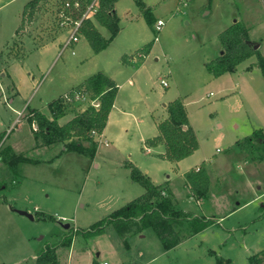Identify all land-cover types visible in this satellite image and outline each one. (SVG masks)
I'll list each match as a JSON object with an SVG mask.
<instances>
[{
  "label": "rangeland",
  "instance_id": "rangeland-1",
  "mask_svg": "<svg viewBox=\"0 0 264 264\" xmlns=\"http://www.w3.org/2000/svg\"><path fill=\"white\" fill-rule=\"evenodd\" d=\"M28 1L0 9V34L6 28L7 39L14 29L12 16L22 13ZM64 1L42 0L33 17L29 13L25 17L4 55L0 54L3 73L15 54L28 57L24 66L33 73L25 81L30 85L26 91L32 93V108L22 118L12 108L22 110L26 102L16 97L9 104L12 83L7 76L0 77V264H38V257L52 247H57L59 264H248L250 256L264 250V160L258 159L262 151L257 149L253 156L238 143L255 131H264V77L256 56L220 77L205 64L221 55L220 34L235 21L246 25L253 42L264 43V22L258 25L264 19V2L144 0L155 19L165 22L157 32L134 0H120L115 5L120 30L105 50L95 54L81 36L78 45L60 50L55 61L42 68L27 40L44 45L65 34L57 17ZM100 31L109 38L106 28ZM259 51L264 55V44ZM99 72L112 77L119 87L121 112L116 111L108 126L110 144L98 139L91 158L56 143L19 154L29 161L15 163L13 146L28 150L25 139L35 132L29 123L30 110L46 106L82 77ZM161 80L169 86L164 87ZM176 99L184 102L199 142L194 155L178 165L165 157L162 142L149 143L159 135L157 122L167 118L164 105ZM86 100L91 106L89 97ZM75 104L69 108L75 109ZM129 164L155 184L169 181L180 210L214 224L171 250L163 247L152 228L132 234L128 246L112 225L102 234L85 235L145 194L144 187L132 181ZM190 167H203L210 176V193L198 200L200 205L184 176ZM69 235L74 236L73 244L59 246Z\"/></svg>",
  "mask_w": 264,
  "mask_h": 264
},
{
  "label": "trees",
  "instance_id": "trees-1",
  "mask_svg": "<svg viewBox=\"0 0 264 264\" xmlns=\"http://www.w3.org/2000/svg\"><path fill=\"white\" fill-rule=\"evenodd\" d=\"M41 1L31 0L25 6L22 24L17 33L23 28L25 17L29 13L30 18H32ZM92 1L83 0V3H91ZM119 1L98 0V12L83 22L81 35L87 39L95 54L105 50L119 33L120 19L115 12V5ZM134 1L142 11L147 24L153 27L157 20L153 15L152 8L147 6L144 0ZM96 24L110 32L109 38L102 35ZM220 42L223 54L205 64L206 69L212 75L220 77L224 74L234 73L241 63L256 56V65L264 77V55L260 53L259 49H254L256 43L250 39L248 28L243 22L236 21L230 28L221 33ZM13 56L19 58L22 55L15 54ZM118 90V85L113 79L99 72L86 79L74 90L83 92L92 101H98L99 108L89 106L83 112L77 113L72 120L64 125H60L58 121L66 115L69 105L72 103L67 102L63 96L49 104L51 119L39 111H31L29 123H35L38 126V130L34 132L37 144L42 147H49L56 143H63L66 151L94 158L98 141L92 135V131L103 133ZM166 109L167 118L157 122L159 135L150 139L149 143L156 145L162 142L166 148L165 157L171 162L178 163L193 155L199 148V142L190 124L184 102L181 99H176L166 105ZM257 140L262 141V143L257 144ZM238 145L242 151L253 156L256 155V152L258 153L257 149L262 151L263 153L258 159L264 160L263 130L255 131L252 137L239 142ZM13 159H15V163L29 161L27 157L16 156L15 154H13ZM4 160H7V157ZM14 162L12 161L10 164ZM128 166L131 170L132 181L144 187L145 194L114 211L107 219L96 223L85 235L102 234L108 226L112 225L128 246V239L132 234H141L152 228L163 247L166 250H171L184 240L205 231L214 224V221L209 218L194 217L192 214L180 210L168 182L160 185L155 184L139 168L133 164ZM185 179L193 197L197 200H201L210 193V176L203 167L198 170H190L185 175ZM73 241L74 236L69 235L59 246L70 247ZM56 249L57 247L48 248L38 257V264H59ZM93 264H97V262L94 261ZM248 264H264V250L250 256Z\"/></svg>",
  "mask_w": 264,
  "mask_h": 264
},
{
  "label": "crops",
  "instance_id": "crops-1",
  "mask_svg": "<svg viewBox=\"0 0 264 264\" xmlns=\"http://www.w3.org/2000/svg\"><path fill=\"white\" fill-rule=\"evenodd\" d=\"M15 1H20V0H0V9L3 8V6H6L8 4H12L13 2ZM31 1V0H30ZM28 1L23 8H25V6L30 2ZM248 1V0H246ZM264 2V0H261ZM251 9V8H250ZM24 11V9H23ZM23 11L22 13L19 12L18 15L16 16H12L11 18V21L13 22L14 24V29L12 30V33H10L11 35V38L10 39H7L8 37L5 35L7 34L6 32V28L3 29V32H1L0 34V54L6 52V47L8 45H10V43L17 37V31L18 29L20 28L21 24H22V19H23ZM115 12H116V9H115ZM250 14H253V12H250ZM15 15V14H14ZM157 19H159V17H157ZM156 19V20H157ZM246 19V23L249 24V17L245 18ZM21 21V22H20ZM5 22H6V18H5ZM17 22V23H16ZM20 22V25L18 24ZM262 22H264V19L261 20L259 24H261ZM17 25H19V27H17ZM257 25V26H258ZM96 27L98 28V30L100 31L101 27L100 25L96 24ZM256 26L252 25L251 28H255ZM9 29V28H8ZM101 32V31H100ZM65 39V34L62 35L61 37H56L54 38L52 41H49L47 42L46 44L44 45H35L34 41H31V40H27V43L30 44L31 48L33 50L36 51V55H37V60L39 61L40 65L42 68H47L49 66V64H51V62L53 63L55 61V57L57 55V53L60 51V50H63L64 47H63V41ZM157 40V39H156ZM254 43L257 44V41L254 40ZM260 45L259 49L262 47V45L264 44L263 41H259L258 43ZM78 45V44H77ZM67 49V48H65ZM64 51V50H63ZM4 57V56H3ZM10 59L13 61L9 68H8V71H6L5 69V73L4 70H1V74H0V77L1 78H6L8 79V82L12 83L11 84V90L13 91V97L10 98V101L8 102L9 104H14L15 101H16V97L18 98L19 101H25L26 102V106L23 107L22 110H17L15 108H12V110L14 111V113L18 114L19 112H22V111H25L26 110H29V108H32L30 107L31 106V103H30V100H31V97H32V93L30 91H26V87L27 88H30V85H27L26 82L29 81L30 79L28 78V74H29V68H25V62L28 60V57L27 56H20L19 58H16L14 56H11ZM52 59V60H51ZM20 62H22L21 66H19ZM39 65V66H40ZM140 69H138L137 71H139ZM136 71V72H137ZM33 73H30L29 76H31ZM136 74V73H135ZM94 75V74H93ZM91 75H87V76H84L82 77L79 81H76V84L74 85V87L69 90V91H65L64 93L60 94L59 96H55V97H52L53 99H51V101H47V105L46 106H41V107H34L33 109L30 110L31 111H39L41 113H43L44 115H46L48 118H52V115L50 113V110H49V104L52 103L53 101H56L58 99H60L62 96H64L65 94L67 93H70L72 91H74L79 85H81L86 79H88L89 77H91ZM111 79H113L112 77H110ZM23 81V82H21ZM26 81V82H25ZM1 82L2 79H0V88H1ZM128 84L131 85L133 84V81L132 79H128ZM77 86V87H76ZM119 88V87H118ZM2 89V88H1ZM25 89V90H24ZM21 99V100H20ZM49 100V99H48ZM87 100L83 101V102H80V103H76L74 105V108L75 109H78L79 110V113L80 112H83L85 109H87L89 107V103H86ZM118 104H119V92H118V95L116 97V100H115V103H114V106H113V109L109 115V118H108V121H107V124H106V128L104 129L103 131V137L104 139H106L107 141H109L110 143V140L108 139V126L109 124L111 123L113 117L115 116L116 114V111L118 110ZM166 105H164L165 107ZM70 110L67 111L66 115L64 117H62V119L60 118V120L58 121V123L60 125H64L66 124L67 122H69L70 120L73 119V117L77 114V110L75 109H71L69 108ZM119 112H121V110H118ZM29 112V113H30ZM28 113V114H29ZM124 112H122L123 114ZM168 116V115H167ZM66 119L67 121L64 123V124H61L60 121L61 120H64ZM166 119V118H165ZM29 137V138H28ZM27 139L26 140V143L28 144V150L26 149V151H20L22 150L20 147H18L19 145H16V146H13V153L18 156L19 154H22V153H26V152H30L31 150H36V149H45V147H41L40 145H38L35 141V138H34V133L32 132V135H28ZM113 138V137H112ZM24 140V139H23ZM145 139H143L144 141ZM22 141H20L21 143ZM148 153H150V150H148ZM194 155V154H193ZM192 156V155H191ZM190 156V157H191ZM189 158V157H188ZM186 158V159H188ZM29 159V158H28ZM186 159L180 161L177 163L180 164L182 163L183 161H185ZM199 167L198 165H196V168ZM192 169V167H190L189 171ZM188 172V171H187ZM186 172V173H187ZM185 173V175H186ZM184 175V176H185ZM169 182V181H167ZM170 183V182H169ZM175 196V195H174ZM176 198V197H175ZM177 201V200H176ZM198 205H200V201L196 200Z\"/></svg>",
  "mask_w": 264,
  "mask_h": 264
},
{
  "label": "built area",
  "instance_id": "built-area-1",
  "mask_svg": "<svg viewBox=\"0 0 264 264\" xmlns=\"http://www.w3.org/2000/svg\"><path fill=\"white\" fill-rule=\"evenodd\" d=\"M99 10L98 0H93L91 3H83V0H65L62 6V10L58 13L59 26L65 31V39L63 41V47L70 48L71 46L77 44L80 41L81 28L83 22L87 19L92 18ZM165 26V22L162 19L157 20L155 24V30L160 32ZM161 84L164 87H168L169 84L166 80H161ZM64 99L72 104L80 103L85 101L88 96L80 91H72L65 94ZM92 101V100H90ZM91 106L99 108L100 104L98 101H92ZM18 118H22L25 115V111L19 112ZM32 128L34 131L38 130V126L32 123ZM92 135L100 142L108 146L110 143L104 139L102 133L92 131ZM100 264H108L106 262Z\"/></svg>",
  "mask_w": 264,
  "mask_h": 264
},
{
  "label": "water",
  "instance_id": "water-1",
  "mask_svg": "<svg viewBox=\"0 0 264 264\" xmlns=\"http://www.w3.org/2000/svg\"><path fill=\"white\" fill-rule=\"evenodd\" d=\"M235 22H236V21H235ZM259 47H260L259 44H255V45H254V49H255V50H258ZM222 54H223V52H221V55H222ZM20 214L25 215V216L29 217L30 219H33V218H34L33 215H31V214H29V213H27V212H24V211H20ZM65 228H67V229L70 228V225H69V224L65 225Z\"/></svg>",
  "mask_w": 264,
  "mask_h": 264
}]
</instances>
